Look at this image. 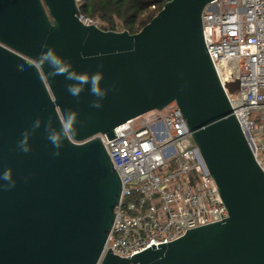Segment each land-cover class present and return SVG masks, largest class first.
Wrapping results in <instances>:
<instances>
[{"label":"water","instance_id":"1","mask_svg":"<svg viewBox=\"0 0 264 264\" xmlns=\"http://www.w3.org/2000/svg\"><path fill=\"white\" fill-rule=\"evenodd\" d=\"M212 1L168 0L131 34L85 23L77 0H0V264H264V170L206 48L202 15ZM45 42L76 71L103 73L101 108L87 86L77 98L72 81L39 74L47 66L17 69ZM174 101L229 217L133 257L103 255L122 181L99 134L112 138ZM67 110L77 112L78 132L55 156L45 125L51 117L59 129ZM26 130L27 153L18 148Z\"/></svg>","mask_w":264,"mask_h":264},{"label":"built area","instance_id":"2","mask_svg":"<svg viewBox=\"0 0 264 264\" xmlns=\"http://www.w3.org/2000/svg\"><path fill=\"white\" fill-rule=\"evenodd\" d=\"M202 24L233 113L264 170V0H213L205 7ZM114 132L112 138L99 134L122 181L103 255L111 250L133 257L229 217L175 101L128 120Z\"/></svg>","mask_w":264,"mask_h":264},{"label":"clouds","instance_id":"3","mask_svg":"<svg viewBox=\"0 0 264 264\" xmlns=\"http://www.w3.org/2000/svg\"><path fill=\"white\" fill-rule=\"evenodd\" d=\"M41 48L47 50L41 51L38 57L27 59L24 61V64L17 65V69L19 71H25V64L37 70H42L47 66L50 71L41 72L39 74L46 76L48 79L55 78L56 76H64L66 80L72 81L73 83L67 85V91L73 97L78 98L87 86L90 93L97 98L92 101L91 106L97 109L102 107V100L107 95L108 89L102 87L101 82L103 80V73L101 71L91 73L90 75L87 73H80L73 68L69 61L61 58L52 48H49L46 42L41 45ZM77 121L78 114L73 110H67L59 117V129L53 126L52 119L51 117L49 118L45 125V132L47 133V139L56 149L53 155H60L59 150L63 146V141L65 139L71 141L77 135ZM41 124V119H36L31 131L39 128ZM31 131L26 130L22 134L23 138L18 142V148L25 153L31 150L28 143ZM3 180L10 181L7 185L8 188L15 186L11 169L3 173Z\"/></svg>","mask_w":264,"mask_h":264},{"label":"trees","instance_id":"4","mask_svg":"<svg viewBox=\"0 0 264 264\" xmlns=\"http://www.w3.org/2000/svg\"><path fill=\"white\" fill-rule=\"evenodd\" d=\"M168 0H78L81 16L106 30L139 32Z\"/></svg>","mask_w":264,"mask_h":264},{"label":"rangeland","instance_id":"5","mask_svg":"<svg viewBox=\"0 0 264 264\" xmlns=\"http://www.w3.org/2000/svg\"><path fill=\"white\" fill-rule=\"evenodd\" d=\"M251 118L254 119L257 122V124L261 123V120L257 114H253Z\"/></svg>","mask_w":264,"mask_h":264}]
</instances>
